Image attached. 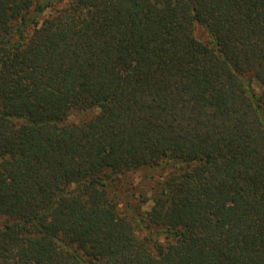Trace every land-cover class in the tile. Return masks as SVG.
Segmentation results:
<instances>
[{
    "label": "trees",
    "instance_id": "1",
    "mask_svg": "<svg viewBox=\"0 0 264 264\" xmlns=\"http://www.w3.org/2000/svg\"><path fill=\"white\" fill-rule=\"evenodd\" d=\"M0 264H264V0H0Z\"/></svg>",
    "mask_w": 264,
    "mask_h": 264
},
{
    "label": "rangeland",
    "instance_id": "2",
    "mask_svg": "<svg viewBox=\"0 0 264 264\" xmlns=\"http://www.w3.org/2000/svg\"><path fill=\"white\" fill-rule=\"evenodd\" d=\"M91 114L92 113L81 115L80 113L73 111L69 115V120L73 122H78V121L87 119ZM169 171L170 169L167 168L164 170L159 169L158 171L154 173H149V171H145V170L128 172L125 175L124 179L133 183L137 187L138 191H140L141 193H145L147 194V196H151V191L156 186V183L161 181L162 178L165 176V174L168 173ZM149 207H150V204H147L145 206V209Z\"/></svg>",
    "mask_w": 264,
    "mask_h": 264
}]
</instances>
